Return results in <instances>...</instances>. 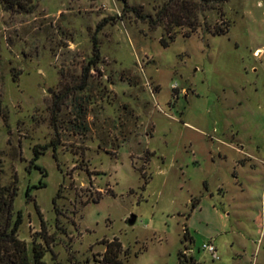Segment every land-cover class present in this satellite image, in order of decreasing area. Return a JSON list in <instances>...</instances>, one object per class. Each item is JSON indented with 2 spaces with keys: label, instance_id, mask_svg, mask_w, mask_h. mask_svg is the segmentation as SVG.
<instances>
[{
  "label": "rangeland",
  "instance_id": "1",
  "mask_svg": "<svg viewBox=\"0 0 264 264\" xmlns=\"http://www.w3.org/2000/svg\"><path fill=\"white\" fill-rule=\"evenodd\" d=\"M13 189L45 264H264V0H0V233Z\"/></svg>",
  "mask_w": 264,
  "mask_h": 264
},
{
  "label": "trees",
  "instance_id": "2",
  "mask_svg": "<svg viewBox=\"0 0 264 264\" xmlns=\"http://www.w3.org/2000/svg\"><path fill=\"white\" fill-rule=\"evenodd\" d=\"M206 1V0H205ZM177 2V1H176ZM181 5V14L179 15H174V17H172L170 20H168L167 26L165 27V33H167V40L171 41L173 39V35L171 34V30L172 29H180L181 27H183L182 23H180L181 21L179 20L178 16H183L182 18H185L186 21H188V28L189 31L188 32H192L194 30V25H193V21H191L192 19L190 18L189 15V10L186 9V5H185V1H181L179 3ZM164 11H160L159 12V16L161 17L163 15ZM155 23V22H154ZM154 23H152V25H154ZM192 26V28H190V26ZM228 30V26L226 28H221V29H217L215 31H213V34H223L226 33V31ZM190 33H186L185 37H188ZM166 39L162 38L161 39V43L163 46L167 47L168 46V42ZM98 58V54H95L93 56V58L89 61L90 65L92 66V64L95 62V59ZM85 70H89V68H86ZM84 75V74H83ZM85 76V75H84ZM82 88V86L80 87ZM61 94V93H60ZM58 94L56 101L58 102L59 99L62 98V96ZM85 103L87 101H84ZM82 102L77 103V106L75 107L74 111H75V120H74V124L72 126L73 130L79 134V133H86L88 131V127H87V108L83 107V104L81 105ZM55 106L58 109V103L55 104ZM15 189H13L9 194H7V201H4V205H6V212H7V223L4 225V230L0 233V241L1 240H6V242L9 245H13L14 250L13 253H15V256L12 255V258H9L7 263H0V264H45L43 263L42 259H43V255H44V251L43 248H41L40 246L36 245L34 242L33 247L31 248V252L28 254L27 251V247L26 245H24V242L19 241L16 238V233H17V227L20 224L21 221V217L20 214L17 212L13 211V202L14 199L16 197V191H14ZM2 194H0L1 196ZM196 201L195 203L192 205L193 208H195L196 206ZM14 219L12 224L8 223V219ZM35 239V238H34ZM41 239H43L41 237ZM190 241V238L188 236L187 230L184 229L183 232V240H187ZM46 243L47 246V250H49V243L43 239ZM116 239H113L110 242H105V250L101 256V259H99V261L97 262L98 264H124V262L121 259V256L126 257L128 255L127 250H123L122 249V245L119 241H115ZM17 253V254H16ZM178 257H179V264L183 263V260H186V255L182 252L178 253ZM189 264H195V261L192 257L189 256V260L188 262Z\"/></svg>",
  "mask_w": 264,
  "mask_h": 264
},
{
  "label": "built area",
  "instance_id": "3",
  "mask_svg": "<svg viewBox=\"0 0 264 264\" xmlns=\"http://www.w3.org/2000/svg\"><path fill=\"white\" fill-rule=\"evenodd\" d=\"M202 250L211 254L215 259H217L218 257L215 255V248L213 246V244L211 242L203 244L202 245Z\"/></svg>",
  "mask_w": 264,
  "mask_h": 264
},
{
  "label": "water",
  "instance_id": "4",
  "mask_svg": "<svg viewBox=\"0 0 264 264\" xmlns=\"http://www.w3.org/2000/svg\"><path fill=\"white\" fill-rule=\"evenodd\" d=\"M136 221V217L131 215L130 218L128 219V224L133 225Z\"/></svg>",
  "mask_w": 264,
  "mask_h": 264
}]
</instances>
